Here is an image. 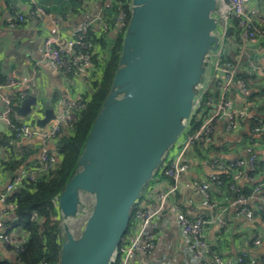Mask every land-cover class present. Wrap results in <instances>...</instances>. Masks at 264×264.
<instances>
[{"label":"water","instance_id":"95a60500","mask_svg":"<svg viewBox=\"0 0 264 264\" xmlns=\"http://www.w3.org/2000/svg\"><path fill=\"white\" fill-rule=\"evenodd\" d=\"M218 1L130 0L110 91L58 197V264H114L137 200L207 91L220 48ZM37 105L35 96L24 98L18 116L29 117ZM55 119L48 102L36 125ZM84 218L75 235L74 224Z\"/></svg>","mask_w":264,"mask_h":264},{"label":"crops","instance_id":"0c3cea01","mask_svg":"<svg viewBox=\"0 0 264 264\" xmlns=\"http://www.w3.org/2000/svg\"><path fill=\"white\" fill-rule=\"evenodd\" d=\"M37 2L58 20L57 27L48 17L39 15L27 18L18 27L11 28L9 20L26 14L32 4L30 0H0V71L5 82L8 79L15 82V87L6 90L5 93L18 95L21 100L31 95L35 96L38 102L36 108L41 112L46 108V104L51 102L56 116L61 118L70 112L75 119L80 111L70 107L78 101L87 100L91 93L90 82L93 76H98L97 72L100 70L94 64L90 68L76 70L69 76L56 70L43 57L45 39L57 36L60 45L66 47L86 24L89 25V32L95 37L107 33L108 38L114 39L120 33L116 24L117 17L114 18V27L109 30L106 17L111 9L109 0H37ZM248 9L258 15V28H264V0H251ZM228 43L226 54L231 60L238 62L239 73L254 78L251 81L264 88V72L260 71L263 67L264 37H259L253 44L243 45L240 41L235 43L233 38ZM230 97L237 105L248 110V118L239 121L237 129L231 133L224 130V123L221 121L212 141L205 145L206 149L211 145L214 149L197 153L193 148L187 155L191 161L190 169L181 174L178 191L166 200L163 211L150 228L156 234V248L150 256L141 258L143 264H165L167 261L172 264H195L187 251V241L179 230L177 216L182 213L194 219L200 214L208 220L207 212L200 208L199 186L214 174L212 160L248 159L249 155L245 151L247 146H251L258 156L259 166L253 174L251 170L246 169L240 179L231 180L220 188H211L217 208L225 212L227 225L221 228L216 222H211L205 228V239L213 251L233 264H237L242 253L249 255L252 264H264V215L257 214L255 219L250 221L240 215L241 204L238 203V196L242 192L247 194L246 205L251 210H256L260 200L264 199V131L259 134L253 132L258 123H264V108L262 112H257L256 108L250 109L251 106L238 88L231 90ZM30 116H33V112ZM34 116L36 120L38 116ZM26 118L18 116V121L26 123ZM53 123L45 128L33 123L30 126L37 135L21 139L13 137L10 128L0 123V159H5L9 151H14L19 158L24 154L27 156L25 165L15 175L0 171V193L4 192L5 186L13 177L37 168L36 165L40 163L44 151L56 154L55 141L45 142L40 136ZM63 131L67 133L66 126L63 127ZM171 185L170 179L158 181L157 178L156 183L148 191L156 189L157 192L159 190L167 192ZM256 187L261 188L259 195L253 194ZM7 204L9 206L6 205L8 207L6 223H12L15 219L14 208ZM5 208L4 200L0 199V211ZM13 232L16 240L23 243L25 233L19 230ZM257 234L262 236V244L254 247L253 239L258 236ZM16 258L14 251L9 249L8 244H5L0 236V259L14 264L15 260L18 262Z\"/></svg>","mask_w":264,"mask_h":264},{"label":"built area","instance_id":"2783aa9c","mask_svg":"<svg viewBox=\"0 0 264 264\" xmlns=\"http://www.w3.org/2000/svg\"><path fill=\"white\" fill-rule=\"evenodd\" d=\"M251 0H219L216 14L219 18L220 31L218 33L220 39V48L214 55L215 65L213 66V76L211 78L212 98L207 99V104L211 106L209 115L204 120L200 129L193 135L184 137L179 151L176 156H167V162L162 168L165 176L172 180V185L167 192L156 191V189L148 191L146 195H142V200L136 202L134 211L131 216V231L124 236L115 254L114 264H143L140 260L150 256L156 248V234L154 230H150L157 217L163 211L166 200L179 189L180 176L182 173L190 169L191 161L188 154L192 151L195 142H209L210 137L214 135L219 122L223 121L224 130L228 133L234 132L239 121L248 118L249 112L246 108L240 107L230 97L231 90L238 88L241 95L249 92L246 81L239 77V65L235 60H226L221 62L222 56L226 55V46L233 37H230V29L234 26L239 31L240 42L243 45L256 43L259 37H264V28L259 29V22L256 12L248 9ZM32 7L26 14H20L17 19H10L8 24L11 28H16L24 23L27 18L35 16L48 17L57 27L58 20L53 18L51 14L37 2L30 0ZM110 5L118 6L116 24L119 31H125L127 28V13L124 10L127 0H109ZM235 22V25L233 24ZM89 34V25H84L80 33L71 40L66 47L60 45L59 37H48L44 42V59L49 62L56 70L62 71L69 76L76 70L92 67V55L90 46L87 42ZM234 39V38H233ZM263 67L260 68L264 72ZM253 66V64H250ZM15 87V82L8 79L6 84H0V104L2 111L0 112V123L10 128L17 139L31 138L37 135L28 123H19L18 115L14 104V98L6 90ZM218 91L217 102H214V93ZM207 92V91H206ZM245 96V95H244ZM203 99V98H202ZM202 103V101H201ZM198 106L199 107L201 106ZM213 104L215 107L213 108ZM86 104L78 101L70 107L77 111L83 110ZM74 120L69 112L63 117L56 116L54 123L49 129L40 134L41 138L46 141H55L59 135L63 133V127H67ZM17 122V125L15 124ZM264 131V123H258L253 128V132L261 133ZM184 136V135H183ZM179 142V141H178ZM249 155L248 159H235L223 161L219 158L212 160V174L209 180L199 186L201 196L200 208L207 212L208 220L203 215L197 214L194 219H190L182 213L177 216L179 230L187 241V251L194 259L195 264H233L230 260L217 254L207 240L205 239V228L211 222H216L221 228H225L227 222L224 217V210L218 209V205L213 200L211 188H220L223 186L221 175H226L229 179L238 180L246 169L254 171L258 156L253 152L251 146L245 148ZM165 159V160H166ZM165 162V161H164ZM59 163L57 154L44 151L40 157L39 166L31 172H22L11 180L0 193V199L4 200L5 209L0 211V236L5 244H10L15 248V254L22 250V242L16 240L14 232L7 233V206L6 196L25 182H32L37 175L48 174L53 171ZM260 187L254 189L253 194H260ZM251 198V197H250ZM247 197L240 194L238 203L241 204L240 215L248 220H254L258 215H264V199H261L256 210H251L246 205ZM9 206V205H8ZM12 206V205H11ZM14 208V206H12ZM37 216H33V220ZM55 220V218H53ZM262 244V236L258 235L253 239V246L259 247ZM47 264V263H42ZM165 264H172L167 261ZM237 264H252L247 253H242Z\"/></svg>","mask_w":264,"mask_h":264},{"label":"trees","instance_id":"16d2710c","mask_svg":"<svg viewBox=\"0 0 264 264\" xmlns=\"http://www.w3.org/2000/svg\"><path fill=\"white\" fill-rule=\"evenodd\" d=\"M129 2L130 0H127V4L124 7L127 13V23L130 19ZM117 13L118 6L114 4L106 15L109 30L114 27V18L117 17ZM233 24L235 25V22H233ZM124 32L125 31H120L114 39L108 38L107 33L97 38L94 34L89 32L86 40L90 46L92 65L94 64L100 72L98 71V76H93L90 82L91 93L87 100L84 101L86 107L80 110L78 117L67 125V133L63 131L55 140V150L59 157L57 167L48 174H38L34 181L23 183L6 196V202L14 206L15 213L14 221L12 223H7V233L9 234L15 230H19L25 233L26 236V240H24L21 245L22 250L20 253L16 254V259L21 264L59 263L61 242L58 197L76 170L79 157L85 147L91 126L110 91L121 55ZM231 36L234 38L235 43L240 41L239 31L234 26L230 29V37ZM226 60H231L230 56L227 54L222 56L221 62L224 63ZM239 77L243 78L248 85L249 92L244 95L247 99V103L251 106H249L250 109L256 108L257 112H262L264 108V100L262 101L264 97V88L253 83L251 79L253 80L254 78H250L247 74H239ZM6 82L0 71V84H6ZM209 97H213L212 89H208L203 96L201 106L194 113L191 123L184 133L185 136L195 134L209 115L211 106L206 103ZM13 98L16 106L22 101L18 95L13 96ZM202 107L205 108L203 110L204 112L200 118H197V114L201 111ZM15 124L17 125L16 121ZM220 124L219 122L216 130ZM213 136H211L209 142L206 143H210ZM13 137H15L14 134ZM206 143L195 142L192 150L195 148L197 153H200L214 149L212 145L210 148L206 149ZM26 160V154L19 158L14 151H9L5 159H0V171L15 175V173L25 165ZM166 162L167 159L155 176L156 179L158 178V181L170 179L162 172V168ZM257 163L255 169L259 166ZM36 166L38 167L39 164ZM33 170L29 169L28 172ZM255 171H251L252 174ZM221 177L224 183L223 185H226L232 180L226 175H221ZM155 183L156 180H152L146 186L149 184L152 186ZM241 194L247 197L246 193L242 192ZM142 195L143 192L139 197V201L142 200ZM34 215L37 216V218L33 220ZM53 218H55V220ZM131 222L132 221H130L126 233L127 235L131 231ZM8 246L9 249L13 250L15 253L14 246L10 244H8ZM0 264L12 263L0 259Z\"/></svg>","mask_w":264,"mask_h":264},{"label":"rangeland","instance_id":"374dc122","mask_svg":"<svg viewBox=\"0 0 264 264\" xmlns=\"http://www.w3.org/2000/svg\"><path fill=\"white\" fill-rule=\"evenodd\" d=\"M212 72H213V69H212ZM212 78V77H211ZM211 78H210V80H209V85H208V87H207V90L210 88V86H211ZM212 89V88H211ZM205 108L204 107H202V109H201V111L197 114V118H200L201 117V115L203 114V110H204ZM40 109L38 108H35L34 109V111H33V116H29V117H27L26 118V123H28V124H33V123H35L36 124V120H35V116L34 115H36V116H41L42 115V112L41 111H39ZM184 137H185V135L184 136H182L181 138H180V140H179V142L175 145V147L171 150V152L169 153V157L170 156H173V155H176L177 153H178V149H179V146L181 145V143H182V141L184 140ZM152 184V183H151ZM151 184H149L148 186H146L145 188H144V190H143V195H145L147 192H148V189H149V187L151 186ZM77 225V223H75L74 224V227L73 228H75V226ZM259 234V233H258ZM257 234V235H258ZM75 235H77V231L75 230ZM252 237V236H251ZM255 237V236H254ZM25 240H26V238H25Z\"/></svg>","mask_w":264,"mask_h":264},{"label":"bare ground","instance_id":"6f19581e","mask_svg":"<svg viewBox=\"0 0 264 264\" xmlns=\"http://www.w3.org/2000/svg\"><path fill=\"white\" fill-rule=\"evenodd\" d=\"M88 200H89V198H87V197L84 198L85 203L88 202ZM85 220H86V219L84 218V219H81V220H79V221L77 222V225H76L75 228H74V230L77 231V235H78V231H79V229L81 228V226H82V224H83V222H84Z\"/></svg>","mask_w":264,"mask_h":264}]
</instances>
